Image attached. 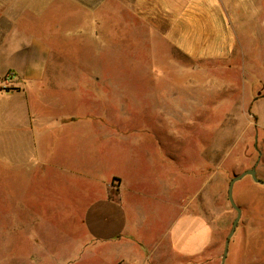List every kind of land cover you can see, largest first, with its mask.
<instances>
[{"label": "crops", "instance_id": "crops-1", "mask_svg": "<svg viewBox=\"0 0 264 264\" xmlns=\"http://www.w3.org/2000/svg\"><path fill=\"white\" fill-rule=\"evenodd\" d=\"M258 31L264 0H0V264H188L203 255L215 240L197 193L205 144L196 168L186 140L195 144L199 132L188 129L199 123L215 130L219 120H199L207 114L235 122L236 112L206 104L203 84L195 91L173 83L188 67L162 65L157 44L202 64L203 75L206 64L228 62L221 70L258 79L263 95L252 106L264 130V74L250 50ZM65 44L84 56L54 66L49 79L50 60L62 58ZM92 55L104 57L111 72ZM124 58L146 74L144 99L118 94L113 70ZM67 74L78 80L63 79ZM50 85L66 93L48 98ZM121 162L136 169L128 175ZM44 188L66 209L56 238L44 227L47 206L58 212ZM232 243L228 264H235Z\"/></svg>", "mask_w": 264, "mask_h": 264}, {"label": "rangeland", "instance_id": "rangeland-1", "mask_svg": "<svg viewBox=\"0 0 264 264\" xmlns=\"http://www.w3.org/2000/svg\"><path fill=\"white\" fill-rule=\"evenodd\" d=\"M262 32V31H261ZM258 31L256 40L252 43V52L255 53L257 59V67L260 72L264 74V32ZM65 46V47H64ZM61 50L62 58H56V54L50 60L49 72L47 78L52 79V68L54 66H61L67 68L72 66L69 64L70 56L80 58L84 56L83 52L74 51L71 52L67 49L65 44ZM158 51L166 55V58L162 60V65L172 66L173 68L186 66L187 72L173 74V83L182 82V85L188 83V85L196 91L197 88L204 86L206 104L213 101L218 102L221 105V113H225L228 110L236 112L235 118L237 121L229 122L224 121L225 116L216 115L209 117L205 114L200 123L205 126L210 121L219 120V123L214 124L217 129L198 128L199 123L192 125L188 129L189 135L199 132L198 142L195 144L192 139H187L186 142L190 147L188 154L189 162L196 168L201 167V158L196 154V150L201 143L205 144V168H204V180L203 184L198 190L199 202H203L204 217L206 222L210 225L215 240L206 249L205 253L199 257L189 259L188 264H221L223 252L225 248L226 240L231 232L233 222L237 216V212L234 210L228 199V188L231 180L246 170L256 167L257 175L260 179L264 180V130L261 128V124L258 122V107L252 106L255 103V99L262 97L263 90L260 89V83L255 77L251 81L250 76L243 75L241 73H229L221 70L228 67V62L223 63H210L206 64L209 69L206 70V74L203 75L198 71L202 64H196L190 60L179 57L174 52L169 53L166 46L162 43L157 44ZM94 60H100L101 71L104 73H110L111 70L104 65V57L98 55H92ZM100 57V58H96ZM68 58V59H67ZM70 58V59H69ZM148 65V60H142ZM159 61V60H158ZM249 58H245L244 62L249 63ZM130 63V65H128ZM256 63V62H255ZM120 69L113 70L118 72L114 77L120 79L121 93L127 102L138 99H144L146 90L149 84L146 83V74L144 71L134 70L132 67L134 64L133 59H122L117 61ZM117 65H115L116 67ZM114 67V66H113ZM175 71V70H174ZM198 71V72H197ZM144 74V75H143ZM113 76V75H112ZM71 78L76 82L78 76L65 75L63 79ZM198 78V79H197ZM247 80V81H244ZM47 83V82H46ZM50 84V82H48ZM47 83V84H48ZM264 83V82H263ZM61 86L65 87L63 82ZM144 84L142 89L136 90L134 85ZM46 95L48 98L54 97V95H63L66 91L59 89L55 91L53 86H47ZM112 96L116 94V90L113 89L108 92V95ZM119 95V96H120ZM231 99L235 104L239 106L226 108L223 107V102ZM160 100V99H159ZM244 103L247 106H243ZM213 109L214 107L206 106ZM219 108V107H215ZM213 125L211 124V127ZM159 125H157V130ZM218 130L217 132H215ZM219 135V138L214 136ZM173 146L178 144L177 138H172ZM212 151L218 152V154H212ZM118 153V152H117ZM125 165V170L129 175L131 170H135L136 166L130 163L121 162ZM101 171V170H100ZM132 181L138 182L135 177L129 176ZM47 195V200L54 202L58 212L49 211L46 208V220L44 223L45 229L50 231V237L56 238L59 235V230L56 228L58 224L62 227L65 218V205L62 201H54L55 194L52 188H44ZM52 190V191H51ZM77 188L76 192L79 193ZM187 188L182 191V195L186 197ZM50 194V195H49ZM193 194V195H192ZM196 196L195 193L190 192L189 199ZM233 197L236 204L242 209V217L237 227L236 233L231 239L236 249L234 256L235 264H246L249 259V264H264V185L255 183L250 176L245 177L241 181L235 184L233 190ZM195 199V198H194ZM4 195L0 194V208L4 207ZM191 204V202H190ZM3 220L0 218V227L3 228ZM63 243V242H61ZM237 244V246L235 245ZM55 247V246H53ZM235 252V249H234ZM233 253V249L231 254ZM231 257L229 256V259ZM228 264V261L226 262Z\"/></svg>", "mask_w": 264, "mask_h": 264}, {"label": "water", "instance_id": "water-1", "mask_svg": "<svg viewBox=\"0 0 264 264\" xmlns=\"http://www.w3.org/2000/svg\"><path fill=\"white\" fill-rule=\"evenodd\" d=\"M247 176H250L255 183H258L260 185H264V180L260 179L257 175L256 167H253L252 169L246 170L245 172H243L242 174H240L238 176H235L231 180L229 188H228V199H229L230 204L234 208V210L237 212V216L233 222L231 232H230V234L226 240L221 264L226 263L231 239L233 238L234 234L236 233L237 227H238L239 222H240L241 217H242V209L236 204L234 197H233L234 186L237 182L241 181L242 179H244Z\"/></svg>", "mask_w": 264, "mask_h": 264}, {"label": "built area", "instance_id": "built-area-1", "mask_svg": "<svg viewBox=\"0 0 264 264\" xmlns=\"http://www.w3.org/2000/svg\"><path fill=\"white\" fill-rule=\"evenodd\" d=\"M11 79V77L10 76H8L7 78H6V81H8V80H10Z\"/></svg>", "mask_w": 264, "mask_h": 264}]
</instances>
